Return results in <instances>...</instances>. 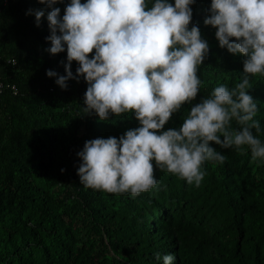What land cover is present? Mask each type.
Here are the masks:
<instances>
[{
  "label": "trees",
  "instance_id": "16d2710c",
  "mask_svg": "<svg viewBox=\"0 0 264 264\" xmlns=\"http://www.w3.org/2000/svg\"><path fill=\"white\" fill-rule=\"evenodd\" d=\"M154 2L147 0L148 7ZM69 3L53 7L62 17ZM210 4L190 5L189 28L198 26L209 45L197 67L199 93L163 130L179 129L192 106L243 78L244 57L220 48L216 29L204 24ZM35 10L44 11L39 26ZM50 11L37 0H5L0 12V79L14 85L0 93V264H163L166 254L174 256L173 264H264V160L253 161L247 146L225 149L210 142L226 160L204 162L199 187L155 162L157 186L135 197L80 183L77 153L85 141L119 138L140 125L132 112L106 120L87 114L82 76L61 89L56 77L46 75H64L66 62V50L47 51ZM77 67L73 61L74 76ZM249 79L260 122L252 132L264 143V76Z\"/></svg>",
  "mask_w": 264,
  "mask_h": 264
},
{
  "label": "clouds",
  "instance_id": "9594fccd",
  "mask_svg": "<svg viewBox=\"0 0 264 264\" xmlns=\"http://www.w3.org/2000/svg\"><path fill=\"white\" fill-rule=\"evenodd\" d=\"M37 2L51 8L47 51L66 50L65 74L47 70L46 75L56 77L61 89L82 76L88 85L87 114L106 120L110 114L132 112L140 125L119 138L85 141L77 153V175L85 188L135 197L157 186L153 162L199 187L206 175L202 164L226 160L210 142L225 149L247 146L253 161L264 160V143L252 132L260 130L254 119L259 109L248 93L249 77L264 76V0H211L204 24L216 29L220 48L244 57V75L231 90L216 87L210 98L191 107L179 129L168 130L163 129L172 115L199 93L197 67L209 53L199 27L189 28L194 0H174V5L155 0L150 8L147 0H70L62 17L60 8L53 7L62 0ZM34 15L39 26L44 11ZM73 61L79 65L75 76ZM233 120L237 129L231 127ZM162 260L173 264L174 256Z\"/></svg>",
  "mask_w": 264,
  "mask_h": 264
},
{
  "label": "built area",
  "instance_id": "2783aa9c",
  "mask_svg": "<svg viewBox=\"0 0 264 264\" xmlns=\"http://www.w3.org/2000/svg\"><path fill=\"white\" fill-rule=\"evenodd\" d=\"M85 2H86V0H83L81 3H85ZM4 6H5V0H0V12L3 10ZM8 62H10V63L13 64V63H14V60H10V61H8ZM8 87L14 89V85H10L9 83H5L4 81H2V80L0 79V93H2V91H3L5 88H8Z\"/></svg>",
  "mask_w": 264,
  "mask_h": 264
}]
</instances>
